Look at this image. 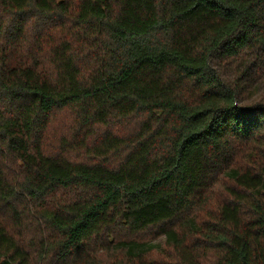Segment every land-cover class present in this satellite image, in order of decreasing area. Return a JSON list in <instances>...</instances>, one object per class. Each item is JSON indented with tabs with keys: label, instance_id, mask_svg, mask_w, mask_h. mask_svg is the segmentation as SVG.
<instances>
[{
	"label": "trees",
	"instance_id": "16d2710c",
	"mask_svg": "<svg viewBox=\"0 0 264 264\" xmlns=\"http://www.w3.org/2000/svg\"><path fill=\"white\" fill-rule=\"evenodd\" d=\"M263 75L264 0H0V264H264Z\"/></svg>",
	"mask_w": 264,
	"mask_h": 264
},
{
	"label": "rangeland",
	"instance_id": "374dc122",
	"mask_svg": "<svg viewBox=\"0 0 264 264\" xmlns=\"http://www.w3.org/2000/svg\"><path fill=\"white\" fill-rule=\"evenodd\" d=\"M255 87L252 91V99L254 100H264V75L260 76L257 78V80L255 79ZM153 243L155 244H160V246L164 247V239L159 238L157 240H155Z\"/></svg>",
	"mask_w": 264,
	"mask_h": 264
}]
</instances>
